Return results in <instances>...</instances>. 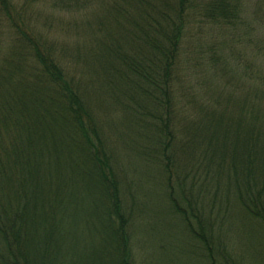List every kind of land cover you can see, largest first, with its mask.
Wrapping results in <instances>:
<instances>
[{
  "label": "trees",
  "instance_id": "trees-1",
  "mask_svg": "<svg viewBox=\"0 0 264 264\" xmlns=\"http://www.w3.org/2000/svg\"><path fill=\"white\" fill-rule=\"evenodd\" d=\"M101 1L116 29L71 74L0 0V264H133L156 216L203 264H264V87L180 75L193 21L235 26L243 0Z\"/></svg>",
  "mask_w": 264,
  "mask_h": 264
},
{
  "label": "rangeland",
  "instance_id": "rangeland-1",
  "mask_svg": "<svg viewBox=\"0 0 264 264\" xmlns=\"http://www.w3.org/2000/svg\"><path fill=\"white\" fill-rule=\"evenodd\" d=\"M10 2L15 19L22 20L23 16L30 30L43 40L49 50L56 56H60L63 50L68 54L64 66L71 74H78L83 69L81 63L70 64L71 59L85 53H80V50L90 48L95 41L106 37L107 31L101 33V29H105L101 25L116 29L114 21L109 24L111 20L108 22L105 13H102L101 0H91L86 5H82V0ZM95 16H99V24ZM183 51L180 75L187 90L197 85L206 90H223L225 82L216 76L218 73L214 65L223 67L225 64L228 76L234 78L233 82L230 80L227 83L226 90L236 89L237 96L242 97L260 92L264 87L261 80L264 78V0H243L242 20L235 26L219 27L209 22L193 21ZM58 60L61 61L60 58ZM103 121H106L104 116ZM119 149H123L120 141ZM125 157L122 155L121 161H128ZM130 169L134 173L129 174L132 179L133 175L139 177L134 168ZM158 219V216L150 219L154 224L158 223L157 227L154 225V239L146 240L142 235L138 236L141 242L133 252V264H203L192 258L186 247L177 244L174 228H167L164 233L163 224ZM164 219L171 221L169 216Z\"/></svg>",
  "mask_w": 264,
  "mask_h": 264
}]
</instances>
